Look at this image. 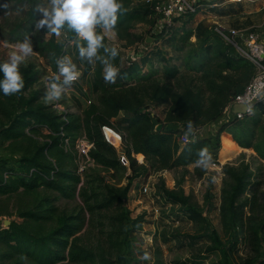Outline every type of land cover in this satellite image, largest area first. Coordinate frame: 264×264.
I'll use <instances>...</instances> for the list:
<instances>
[{"label": "trees", "instance_id": "1", "mask_svg": "<svg viewBox=\"0 0 264 264\" xmlns=\"http://www.w3.org/2000/svg\"><path fill=\"white\" fill-rule=\"evenodd\" d=\"M139 1L141 0H122L125 11L119 16L114 32L118 40L127 45L132 42L135 22L145 23L150 17L152 26L156 25V16L150 7H134ZM41 4L48 6L43 0H0V11H11L17 15L16 22L6 32L0 27V31L4 33H0V37L7 43H19L26 36H31L34 44L33 55L42 59L47 67L57 74L56 60L66 55L67 39L76 40L78 37L69 29H62L59 37L52 34L51 38H48L51 33L46 30L36 32L35 24L41 18V13L36 9ZM176 28L161 34H152V37L158 41L162 39L163 43V40L173 37ZM104 36L105 43L111 47L107 36ZM192 36L191 33H186L177 37V43L190 44ZM206 40V43L190 44L191 48L184 64L190 72L200 74L204 89L187 87L181 92L177 91L173 81L178 78L180 71L176 67L165 66L142 75L138 65L142 66V58L145 59L146 56L138 61L140 64L133 62L130 66H125V70L120 73L118 80L136 81L135 84L125 86H109L103 79L102 66L99 63L87 65L83 70V80L88 74H92L93 93L97 95V101L87 106L88 111L84 119H73L71 114H60L53 106L40 104L47 92L41 73L35 71L31 65L29 68H23V89L10 96L0 93V111L9 121L8 126L1 128L0 139L21 141L23 144L28 140L29 147L31 142L36 145L34 149H24L19 167H0V193L7 195L21 188L33 191L45 187L65 196L68 193L76 195L85 170L82 174L78 172L79 164L69 148L77 146L83 137L79 135L81 131L84 132V137L94 144L90 151L93 162L106 168H116L121 164L117 150L104 137L103 127L113 129L124 138L133 182L143 173H148L151 166L169 170L199 165L196 161L201 149H207L212 158L211 165H217L218 153L222 148L221 136L227 132L235 145L242 149L254 150L264 161V118L257 115L261 104L255 107L252 116L243 120L232 117L229 124L218 128L215 135L191 137L188 142L183 141L186 135L175 137L165 131L164 126L157 125L155 115L147 110L146 101L167 107V122L180 123L183 131L188 128L198 130L222 118L227 105L252 80L255 68L247 59L240 57L235 48L226 44L215 31L210 33ZM180 49L185 48L182 45ZM118 51L119 55L114 63L120 69L122 53ZM146 62L148 59H145ZM37 86L38 89L34 90ZM28 90L33 91L31 96L23 97L22 94ZM122 112L131 115L123 120L127 125V136H123L112 123ZM262 115L264 116V110ZM139 154L144 156L142 164L138 163L136 158ZM73 166L75 171L71 169ZM233 179L235 185L230 198L231 204L235 205L251 183L246 177L234 175ZM167 193L174 202H186L184 194L177 196L174 192ZM121 199L123 196L118 193L110 194L101 201L99 208L108 209ZM247 201L249 199L242 204L244 207L249 205ZM50 204L49 201L43 202L34 209L20 212L22 222L12 221L5 229L0 226V246L6 250L3 257L11 261L16 260V264H22L25 260L32 264L92 262L93 253L82 247L79 244L80 238L76 236L83 227L82 219L62 221L55 227L52 223L55 222L56 210ZM190 212L196 215L194 208H191ZM262 229L264 230V223ZM222 253L226 255L225 250H222ZM183 259L184 257H175L170 261ZM200 259L209 258L202 256L195 260L197 264L203 263Z\"/></svg>", "mask_w": 264, "mask_h": 264}, {"label": "rangeland", "instance_id": "2", "mask_svg": "<svg viewBox=\"0 0 264 264\" xmlns=\"http://www.w3.org/2000/svg\"><path fill=\"white\" fill-rule=\"evenodd\" d=\"M43 1L48 4V0ZM146 1L141 0L135 3L134 7H149ZM209 13L211 12L202 14L199 12L198 15L187 16L177 24L173 37L163 40V43L162 39L158 41L152 37L154 26L150 17L145 23H134L130 45L120 42L116 33L107 37L108 44L111 47H117L122 53V65L117 78L114 83L107 84L109 86L135 84V80L129 82L126 79L118 80V77L132 58H137V63L140 64L138 61L146 56L145 59H148V62L145 63V59L142 58V66L138 65L142 75L165 66L176 67L180 71L178 78L173 81L177 91L181 92L187 87L204 89L200 74L190 72L184 64L187 52L191 48L190 44L206 43V37L216 27ZM254 16H258L257 21L264 26V12L252 17ZM15 20H17L15 12L0 11V27L5 32L16 22ZM255 30L264 37V27L263 29L255 28ZM0 33L4 34L3 31ZM186 33L193 35L190 44L177 43L176 38ZM51 36L52 34H49L48 38ZM77 39L73 40V44H69L66 55L70 56L77 64L79 71L83 72L87 65L92 64L86 60H80L76 47ZM148 39L151 40L149 43ZM80 42L86 43L82 39ZM17 44L16 42L7 43L0 37V61L6 60ZM182 45L184 50L180 49ZM30 65L34 66L35 71L41 73V79L48 87L56 73L47 67L42 59L33 54L21 65L20 70L29 68ZM254 73H256L255 69ZM92 81V74H88L82 81V85L74 88L66 87L59 100L46 102L45 98H42L39 103L53 107L59 104L68 114H71L73 119H84L88 111L86 102L97 101V95L93 93ZM85 88L83 93L82 90ZM32 93V90H28L22 96L29 98ZM146 103L148 112L155 115V123L164 126L165 131L178 138L183 135L191 138L197 134L193 129L189 131V128L183 131L180 123L167 122V107L158 106L150 101ZM263 110L264 104H261L257 115L262 118H264ZM226 111L227 108L217 122L200 128L197 137L215 135L218 128L229 124L231 119L226 117ZM239 112L246 113L247 107L236 105L231 109L233 115ZM129 117H131L130 114L122 112L112 120L123 136L128 135L127 125L123 123V120ZM8 123L9 121L0 111V130L3 126H8ZM114 133V136L108 135L115 143L113 147L117 150L121 161L119 166L106 168L93 161L87 162L79 155L76 147L70 146L69 151L72 152L73 158H76L77 164L85 167L82 184L78 186L76 195L68 193L65 196L45 187H39L33 191L21 188L7 195L0 193V226L5 229L6 221L22 222L20 212L34 209L36 205L49 201L56 210L53 226L57 227L59 222L76 218H81L83 221V227L76 236L80 238L79 244L93 253L94 260L90 263L77 264H197L195 260L202 256H208L209 259H200L203 261L201 264L264 262V230L262 229L264 161L254 150L240 148L234 144L229 132L223 133L217 165L210 164L208 168L191 165L169 170L151 166L148 173H143L133 182V172L127 156L128 149L124 147V138L123 143L119 144L118 134L115 131ZM79 135L84 137L85 134L81 131ZM31 144L29 147L28 140L26 144H23L21 141L0 139V167H19L24 149L28 147L34 149L36 145L34 142ZM126 146H128L127 142ZM139 155H137L138 163L143 160V155ZM74 166L71 168L73 171H75ZM234 175L246 177L251 186L240 195L237 203L232 205L230 194L235 185ZM167 192H174L177 196L184 194L186 202L172 201ZM113 193L120 194L123 199L108 209L99 208L101 201ZM248 199L249 205L244 207L242 204ZM191 208L195 209L197 216L191 214ZM222 250L226 251L225 256ZM5 252L6 250L0 246V264H16V260L11 261L3 257ZM175 257H184V259L171 262L170 259ZM22 264L32 263L25 260Z\"/></svg>", "mask_w": 264, "mask_h": 264}, {"label": "clouds", "instance_id": "3", "mask_svg": "<svg viewBox=\"0 0 264 264\" xmlns=\"http://www.w3.org/2000/svg\"><path fill=\"white\" fill-rule=\"evenodd\" d=\"M36 10L41 13V18L35 24L36 32L46 30L47 33L59 37L62 29L74 31L78 37L76 47L80 60H86L92 65L99 63L102 66L104 81L115 82L119 69L114 61L119 51L115 46H107L104 34L116 29L118 18L125 11L122 0H48V6L41 4ZM81 39L86 43H81ZM33 53L31 36H26L6 60L0 61V93L4 96H10L23 89L21 65ZM56 65L57 74L48 85L46 102L59 100L65 88L71 86L81 75L70 56L58 58ZM198 157L197 164L204 168H208L212 163L207 149H201ZM147 258L145 254V259Z\"/></svg>", "mask_w": 264, "mask_h": 264}, {"label": "built area", "instance_id": "4", "mask_svg": "<svg viewBox=\"0 0 264 264\" xmlns=\"http://www.w3.org/2000/svg\"><path fill=\"white\" fill-rule=\"evenodd\" d=\"M213 0H165L162 2H156L155 0H147L146 3L150 9L154 12L156 18V25L154 27L153 34H161L162 32L173 30L178 23H180L187 16H195L200 12L201 6L204 2L211 3ZM242 1V0H239ZM215 33L222 38L226 44L235 48L240 57L247 59L251 62L255 68V75L252 80L244 87V89L237 94L229 106H227L226 117L231 119L235 117L238 120H243L246 117L252 116L255 111V107L259 104H264V38L261 34L253 29H236V28H227L224 26L217 25L214 28ZM74 41L68 39L67 46L65 47V52L69 48V44H73ZM137 58H132L127 66H130L133 62H137ZM81 75L77 81L73 82L71 86L77 87L82 85L83 81V72H80ZM72 87V88H74ZM48 89V87H47ZM86 88L83 89V93ZM87 106L92 104V100H88ZM236 105H245L247 107L246 113H237L233 115L231 109ZM60 108V109H59ZM54 109L60 113H67L65 108L61 107L59 104L54 105ZM193 128H189V131ZM103 134L106 141L114 146V143L108 135V131L113 129L109 127H103ZM195 130V129H193ZM201 129L195 130L198 134ZM114 131V130H113ZM48 133V130H46ZM117 133V132H116ZM120 138V144L123 143L122 135L117 133ZM197 134L194 135V138L197 137ZM191 138L184 136L183 141L188 142ZM93 143H91L86 137L81 138L77 144V151L79 155L84 157L87 162H91L90 151L93 148ZM138 159V156H136ZM143 160L140 163H144ZM85 167L79 166L78 172L83 173ZM145 191H148V187L145 188Z\"/></svg>", "mask_w": 264, "mask_h": 264}, {"label": "crops", "instance_id": "5", "mask_svg": "<svg viewBox=\"0 0 264 264\" xmlns=\"http://www.w3.org/2000/svg\"><path fill=\"white\" fill-rule=\"evenodd\" d=\"M208 11L211 12L209 13V17L216 26L240 28L242 30L263 29L264 27L263 23L259 24L260 22L257 21L258 16L252 17L253 15H259L264 12V0H213L211 3L204 2L201 6L200 13L202 14ZM105 35L107 37L113 36L115 32L105 33ZM229 139L231 138L229 137Z\"/></svg>", "mask_w": 264, "mask_h": 264}, {"label": "bare ground", "instance_id": "6", "mask_svg": "<svg viewBox=\"0 0 264 264\" xmlns=\"http://www.w3.org/2000/svg\"><path fill=\"white\" fill-rule=\"evenodd\" d=\"M108 134L110 135V136H114L115 135V133H114V131H108ZM112 140V139H111ZM112 142H113V140H112ZM117 142L119 143L120 142V138H119V135H117ZM114 143V142H113ZM120 144V143H119ZM114 145H115V143H114Z\"/></svg>", "mask_w": 264, "mask_h": 264}, {"label": "water", "instance_id": "7", "mask_svg": "<svg viewBox=\"0 0 264 264\" xmlns=\"http://www.w3.org/2000/svg\"><path fill=\"white\" fill-rule=\"evenodd\" d=\"M150 41H151V40H150V39H148V41H147V42L149 43ZM10 224H11V222H9V221H6V222H5V226H6L7 228L10 226Z\"/></svg>", "mask_w": 264, "mask_h": 264}]
</instances>
